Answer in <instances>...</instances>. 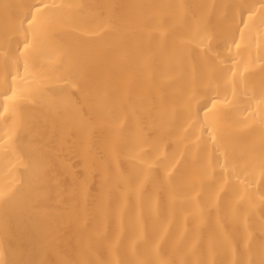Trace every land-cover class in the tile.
<instances>
[{
	"label": "bare ground",
	"instance_id": "obj_1",
	"mask_svg": "<svg viewBox=\"0 0 264 264\" xmlns=\"http://www.w3.org/2000/svg\"><path fill=\"white\" fill-rule=\"evenodd\" d=\"M0 264H264V0H0Z\"/></svg>",
	"mask_w": 264,
	"mask_h": 264
}]
</instances>
